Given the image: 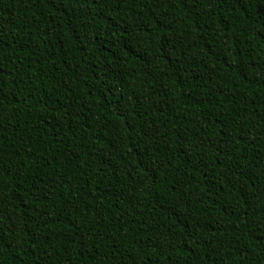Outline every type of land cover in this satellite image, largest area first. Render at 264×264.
<instances>
[{"label": "trees", "instance_id": "obj_1", "mask_svg": "<svg viewBox=\"0 0 264 264\" xmlns=\"http://www.w3.org/2000/svg\"><path fill=\"white\" fill-rule=\"evenodd\" d=\"M0 264H264V0H0Z\"/></svg>", "mask_w": 264, "mask_h": 264}]
</instances>
